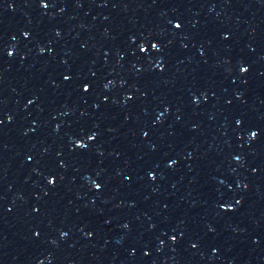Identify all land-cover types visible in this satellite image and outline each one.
<instances>
[{
	"label": "snow or ice",
	"instance_id": "snow-or-ice-1",
	"mask_svg": "<svg viewBox=\"0 0 264 264\" xmlns=\"http://www.w3.org/2000/svg\"><path fill=\"white\" fill-rule=\"evenodd\" d=\"M177 27H179V25H177ZM253 135H255V133H253Z\"/></svg>",
	"mask_w": 264,
	"mask_h": 264
}]
</instances>
